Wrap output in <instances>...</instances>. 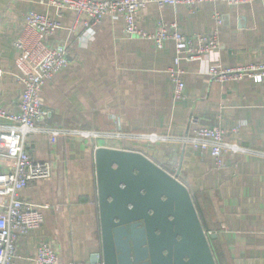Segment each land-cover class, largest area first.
<instances>
[{
	"label": "crops",
	"instance_id": "0c3cea01",
	"mask_svg": "<svg viewBox=\"0 0 264 264\" xmlns=\"http://www.w3.org/2000/svg\"><path fill=\"white\" fill-rule=\"evenodd\" d=\"M43 0H0V108L17 113L23 89L12 43L28 12L48 15L61 28L47 40L66 44L67 66L41 91L39 125L78 128L106 135L156 133L184 136L190 119L220 128L225 141L264 153V80L215 83L203 74L206 63H182L185 99H173L167 70L175 56L172 42L157 50L150 41L126 38L122 20L102 19L91 31L70 12L57 14ZM220 16L221 24L214 18ZM158 21L183 35H211L218 48L209 57L223 68L264 63V14L259 2L232 8L223 3L158 9L149 5L136 17L137 28L153 34ZM73 28V31H71ZM86 32V34L84 33ZM9 122L0 119V125ZM236 130V131H234ZM27 150L35 161L51 165L52 176L30 183L20 198L47 206L39 229L17 240L12 264H34L37 247L49 245L61 264H79L100 249V224L93 153L99 147L138 152L165 168L180 159L185 185L209 241L216 264H264V158L228 155L214 169L209 153L179 143L150 144L123 138L86 142L30 134ZM7 162L0 159V172Z\"/></svg>",
	"mask_w": 264,
	"mask_h": 264
},
{
	"label": "built area",
	"instance_id": "2783aa9c",
	"mask_svg": "<svg viewBox=\"0 0 264 264\" xmlns=\"http://www.w3.org/2000/svg\"><path fill=\"white\" fill-rule=\"evenodd\" d=\"M259 2L264 14V0H43L53 7L57 14L70 12L75 15V23H80L85 31H91L102 19L122 20L123 35L150 41L157 50L167 42L174 46L172 66L167 70L173 84V99H185V86L182 80L185 72L182 63H206L203 72L211 82H239L245 79L255 83L264 80V63L223 68L219 63H211L209 58L218 48L216 31L211 35L186 36L174 26L158 21L155 32L148 34L137 28L136 17L149 5L158 9L164 6L197 7L202 4L223 3L232 8ZM215 25L221 24L219 15ZM61 28L56 19L36 12H28L22 18V30L13 41L17 52L16 65L22 91L17 101V113H9L0 108V119L9 124L0 125V159L7 162V171L0 172V264H12L16 243L21 237L39 229L44 221L43 211L47 206H36L21 200L20 193L33 182L47 180L52 176L51 165L35 161L27 150L26 138L30 134H43L51 138H74L90 142L98 138H127L146 144L179 143L200 153H209L214 169L225 168L228 155H252L264 158V153L240 147L225 141V131L220 128L199 126L196 118L190 119L188 132L182 137H171L156 133H132L129 135H106L78 128H56L39 125L42 111L41 91L44 84L67 66V47L62 44L51 47L47 40ZM73 31V28H71ZM86 34V32H84ZM1 58V54H0ZM4 75L0 67V78ZM236 131V130H234ZM211 235V233H206ZM34 264H61L58 255L47 244L37 247Z\"/></svg>",
	"mask_w": 264,
	"mask_h": 264
},
{
	"label": "water",
	"instance_id": "95a60500",
	"mask_svg": "<svg viewBox=\"0 0 264 264\" xmlns=\"http://www.w3.org/2000/svg\"><path fill=\"white\" fill-rule=\"evenodd\" d=\"M93 158L100 249L79 264H216L181 159L167 172L138 152L99 147Z\"/></svg>",
	"mask_w": 264,
	"mask_h": 264
},
{
	"label": "flooded vegetation",
	"instance_id": "af4514ba",
	"mask_svg": "<svg viewBox=\"0 0 264 264\" xmlns=\"http://www.w3.org/2000/svg\"><path fill=\"white\" fill-rule=\"evenodd\" d=\"M144 248V246H142V249ZM145 255V252L142 250V257ZM142 264H150L149 262L147 263V260H145V262H143Z\"/></svg>",
	"mask_w": 264,
	"mask_h": 264
},
{
	"label": "rangeland",
	"instance_id": "374dc122",
	"mask_svg": "<svg viewBox=\"0 0 264 264\" xmlns=\"http://www.w3.org/2000/svg\"><path fill=\"white\" fill-rule=\"evenodd\" d=\"M150 146H152V145L150 144Z\"/></svg>",
	"mask_w": 264,
	"mask_h": 264
},
{
	"label": "trees",
	"instance_id": "16d2710c",
	"mask_svg": "<svg viewBox=\"0 0 264 264\" xmlns=\"http://www.w3.org/2000/svg\"><path fill=\"white\" fill-rule=\"evenodd\" d=\"M210 241V240H209Z\"/></svg>",
	"mask_w": 264,
	"mask_h": 264
}]
</instances>
